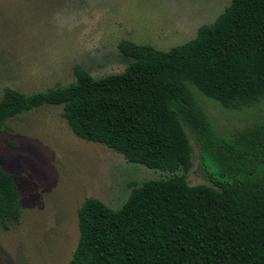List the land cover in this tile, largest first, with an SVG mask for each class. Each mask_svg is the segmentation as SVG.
Returning <instances> with one entry per match:
<instances>
[{
    "label": "trees",
    "instance_id": "obj_1",
    "mask_svg": "<svg viewBox=\"0 0 264 264\" xmlns=\"http://www.w3.org/2000/svg\"><path fill=\"white\" fill-rule=\"evenodd\" d=\"M123 73L27 96L7 88L0 130L26 112L62 106L80 139L132 164L173 174L133 184L120 209L90 198L78 211L79 242L68 264H264V119L223 136L197 92L231 110L264 99V0H232L191 41L162 51L121 41ZM191 132L213 186H191ZM22 218L14 178L0 167V220Z\"/></svg>",
    "mask_w": 264,
    "mask_h": 264
},
{
    "label": "rangeland",
    "instance_id": "obj_2",
    "mask_svg": "<svg viewBox=\"0 0 264 264\" xmlns=\"http://www.w3.org/2000/svg\"><path fill=\"white\" fill-rule=\"evenodd\" d=\"M232 0H0V100L10 88L27 96L76 83L75 68L93 78L123 73L132 41L169 51L196 37ZM219 134L264 119V99L231 110L197 92ZM62 106L23 113L0 130V167L21 194L22 218L5 230L0 264H68L79 242L78 211L90 198L120 209L135 186L173 174L129 163L105 145L77 137ZM193 149L191 186H213L200 148Z\"/></svg>",
    "mask_w": 264,
    "mask_h": 264
},
{
    "label": "crops",
    "instance_id": "obj_3",
    "mask_svg": "<svg viewBox=\"0 0 264 264\" xmlns=\"http://www.w3.org/2000/svg\"><path fill=\"white\" fill-rule=\"evenodd\" d=\"M196 36H197V35H196ZM194 38H195V37H194ZM194 38H193V39H194ZM191 40H192V39H191Z\"/></svg>",
    "mask_w": 264,
    "mask_h": 264
}]
</instances>
